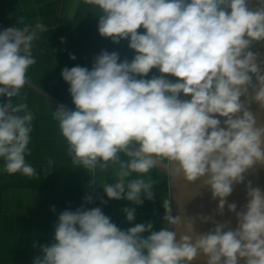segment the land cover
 <instances>
[{"label": "clouds", "instance_id": "1", "mask_svg": "<svg viewBox=\"0 0 264 264\" xmlns=\"http://www.w3.org/2000/svg\"><path fill=\"white\" fill-rule=\"evenodd\" d=\"M85 2L101 12L99 34L114 44L128 40L135 56L118 63V53L101 51L91 70H62L75 110L60 105L52 116L72 163L90 172L114 168V182L102 186L108 199L141 205L153 200L158 183L141 177L167 161L172 175L188 182L203 178L202 187L218 204L215 214L193 218L184 210L174 216L171 201L164 200L165 226L159 231L151 221L121 230L100 207L64 210L55 242L41 246L33 264H192L201 254L206 264H264V190L248 181L240 210L227 201L246 173L264 167V124L250 110L253 102L264 110V59L250 50L264 41V6L251 11L247 0ZM37 30L47 31L39 22L0 31V97L7 98L0 103V158L7 173L29 177L37 175L25 160L34 115L13 98L26 100L21 89L36 63ZM153 68L161 75L144 79ZM133 173L137 178L128 179ZM95 184L91 177L89 186ZM84 201L91 204L93 197ZM226 205L234 228L215 219ZM122 211L128 222L135 219L134 207ZM196 220L213 227L195 234ZM181 227L186 234L178 238Z\"/></svg>", "mask_w": 264, "mask_h": 264}, {"label": "crops", "instance_id": "2", "mask_svg": "<svg viewBox=\"0 0 264 264\" xmlns=\"http://www.w3.org/2000/svg\"><path fill=\"white\" fill-rule=\"evenodd\" d=\"M99 15L98 7L87 4L85 0H0V31L13 26L21 29L34 27L37 22L47 29L37 30L38 38L33 41L32 55L36 63L29 67L26 73L28 83L21 89V96L26 100L13 98L14 104L26 102L34 115L29 153L25 160L36 169L37 175L9 174L4 170L3 158H0V264H33L35 258L42 256L41 246L55 242V226L64 210L100 207L121 230L149 221L153 223V231L165 226L162 202L171 201L167 171L156 167L141 177L158 181L154 184L153 200L142 198L141 205L124 199L110 200L102 186L114 182L116 170L109 167L103 172L99 168L90 172L74 165L58 121L52 116L60 105L70 111L75 110L70 86L61 75L65 67L81 66L91 70L95 57L101 51L118 53V63L125 59L131 62L135 56L134 50L128 47V40L114 44L110 38L99 34ZM137 31L143 33L144 29ZM70 54L76 59H70ZM160 75L159 70L153 68L143 78ZM164 76L177 82L178 78ZM183 96L181 94V98ZM6 101V97H0V103ZM120 155L121 159H126ZM91 177L97 184L90 187ZM134 178H137L136 173L128 179ZM86 195L93 197L91 204L85 203ZM101 200L107 203L101 204ZM53 207L55 211H52ZM125 207L136 209L132 222L126 220L122 211ZM148 234L144 233L145 236Z\"/></svg>", "mask_w": 264, "mask_h": 264}, {"label": "water", "instance_id": "3", "mask_svg": "<svg viewBox=\"0 0 264 264\" xmlns=\"http://www.w3.org/2000/svg\"><path fill=\"white\" fill-rule=\"evenodd\" d=\"M264 6L262 0H247V7L251 11L257 10L259 7ZM253 53L259 54V59H264V41L256 42L250 48ZM182 99L190 100V96H183ZM244 99L243 97L241 98ZM250 110L256 116L258 124H264V110H261L256 103H251ZM219 119L223 120L224 118ZM176 165L173 164V168ZM158 168H162L169 174L170 193H171V208L172 214L178 215L184 210V215L188 217H197L200 215H213L216 212L218 200H213L211 192L206 187H202L203 178L194 182H188L184 179L183 175L171 174V165L167 161H161L157 165ZM246 179L242 184L234 185V190L230 196L227 197L228 203H236L238 210L246 203V190L245 184L251 181L254 187H259L264 190V167L256 166L253 170H250L245 174ZM183 219V216H182ZM215 219L220 222H229L230 227L236 226V219L233 213L229 212L227 205L224 209L223 215H215ZM213 225L211 223H201L199 220L195 222V234L207 232ZM180 234H186L181 227L177 229V236ZM195 234L193 238H195ZM207 258L205 256L198 255L192 264H206Z\"/></svg>", "mask_w": 264, "mask_h": 264}]
</instances>
